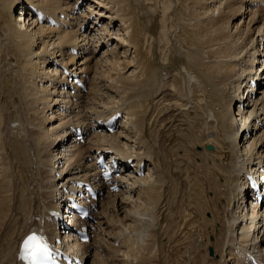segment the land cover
<instances>
[{
    "label": "bare ground",
    "instance_id": "6f19581e",
    "mask_svg": "<svg viewBox=\"0 0 264 264\" xmlns=\"http://www.w3.org/2000/svg\"><path fill=\"white\" fill-rule=\"evenodd\" d=\"M87 1L0 0V264H18L20 243L29 228H43L49 235L57 234V224L49 218V211L59 206L58 200H64L63 192L55 193L59 185L51 184L58 175L47 171L52 163L50 157L60 161L61 157L47 152L61 142V135L57 140L56 133L65 128L64 124L61 122L56 127L52 122L54 114L67 101L63 105L51 104L50 101H59L56 91L54 98L47 100L46 88L56 89L51 82L55 79V64L52 60L45 65L41 58L50 59L48 56L56 51L65 52L67 48L79 51L65 44L74 39L75 30L71 32L60 24L52 28L63 33L52 37L43 26L33 28L30 10L25 8L40 7L56 16L63 14L61 10L71 9L73 14H65L71 19L64 21L70 26L75 20L80 24V16H76ZM92 3L96 7L89 6L90 10L85 12H89L81 20L85 34L76 39V44L89 43L98 52L95 42L102 40L103 49L114 61H109L106 68L100 61L94 63L89 48L84 57L86 62L72 59L73 69H81L87 75L95 73L90 86L96 89L71 97L69 101L74 108L59 116H64L61 120L67 118L66 126L81 125L90 130L96 126L93 122L124 111L126 121L120 127L122 132L90 136V143L85 145L90 153L88 158L98 150L113 151L112 155L121 161L134 159V168H139L128 169L131 178L118 181L123 193L113 195L110 203L102 200L103 214L98 213V202L97 212L86 226L94 227L95 235L114 226L117 230L121 228L117 234L119 238L123 236L121 242L126 252L122 264H133L134 259L137 264H223L227 257L235 264H243L245 249L259 248L262 255L264 247L260 244L264 243V231L261 239L256 240L255 236L264 230V222L256 224L253 220L256 212L249 208L250 214H241L240 200L245 204L252 184L264 185L260 171L254 172L251 182L244 176L249 165L258 160L264 163V129H261L264 98L257 99L261 94L257 90L254 99L248 88L255 79L258 86H263L264 71L256 77V64L264 59V50L257 49L264 44V16L252 14L250 6L256 3L264 7V0H95ZM247 4L244 13L252 14L249 22H246L248 17L242 18L240 14L241 7ZM18 8H23L25 15L20 21L15 19ZM239 18L244 19V24H237ZM97 21L104 27L95 32ZM117 22H120L117 31H122L120 40L111 34ZM74 27L76 31L79 28L77 24ZM256 33L260 38L257 41ZM111 46L114 48L110 50ZM131 54L133 58L129 59ZM248 57L255 63L246 66ZM62 62L71 69L67 60ZM132 69V75H127ZM97 97L102 99L101 107L96 106ZM238 104L245 107L243 112H235ZM84 105L88 109L82 114ZM48 113L53 116L49 118ZM29 114L42 115V124L48 125L47 130L37 129L30 139L26 138L32 125ZM252 116L255 118L249 126L250 139L242 140L239 145L240 128L243 130ZM89 123L91 128L86 126ZM6 130L10 134L6 135ZM208 145L213 150H207ZM59 146L60 151L64 148L69 152L64 159L68 178L79 169L85 178L95 175L90 174L94 165L89 162L86 172L81 169L85 146L73 143ZM142 162L148 172L138 176ZM6 164L9 166L5 167ZM100 190L105 194L108 188L102 185ZM140 217L150 223L144 244L131 236ZM247 219L249 232L241 235L237 232L238 225ZM250 236H253L252 246H244ZM77 245L82 247V257L88 253L89 246ZM209 248L214 249V256L209 255ZM71 250L75 248L71 246Z\"/></svg>",
    "mask_w": 264,
    "mask_h": 264
},
{
    "label": "rangeland",
    "instance_id": "374dc122",
    "mask_svg": "<svg viewBox=\"0 0 264 264\" xmlns=\"http://www.w3.org/2000/svg\"><path fill=\"white\" fill-rule=\"evenodd\" d=\"M90 1H92V0H89L88 2H90ZM95 1V0H94ZM254 4H256V3H254ZM93 6L95 5V4H92ZM96 6V5H95ZM94 6V7H95ZM89 6L88 5H86V3L84 4V6L82 7L83 8V11H84V15L83 16H80V24L78 23V21H76L75 20V23L79 26V28H78V30L76 31V29H75V32H73V37H74V39H69V40H67L66 42H65V44L66 45H71V46H74V47H76V48H79V54L77 55V56H74V55H72L71 54V49L70 48H67L66 49V51L65 52H61V51H56V53L54 54V55H52V56H48V57H50V59H43V58H41L42 60H43V63L45 64V65H47V64H49V61H52V60H55V59H53V58H56V59H58V60H61L60 62H62L63 60H67L68 61V64L67 65H69L70 67H71V70L72 71H77V70H80L81 71V69H73L72 68V65L70 64V63H72L71 62V60L72 59H75V60H77V61H84V62H86V58H84L87 54H86V50H87V48H89L90 50H92V52H91V55H90V58L91 59H93V58H95V60H94V63H97L98 61H100V62H102V65L106 68L107 66H105V65H109V61H111V60H113L114 61V59L112 58V57H108L107 56V54L108 53H106V51L103 49V46H102V40H98L97 42H95L96 44H95V47H99L98 48V52L97 51H94V50H96V48L95 49H92L91 48V46L89 45V43H83L82 44V46H79L78 44H76V39H78V38H80V37H82V35H84L85 34V31H83V26H82V19H83V17L85 16V15H87V13H89V12H87V13H85V11L87 10H90L89 8H88ZM245 7H249V5L247 4V5H243L242 7H241V15H242V18L243 17H248V19L246 20V22H249V19H250V15H252V14H254V13H257L258 15H262L261 13V9H252L253 8V6H250V8L253 10L251 13L252 14H248V13H244V11H245ZM30 6L28 7V8H25V10H30ZM81 8V9H82ZM20 9V11H19V13L16 15V17H15V19L16 20H18V21H20L21 19H24V14L22 13V9L23 8H18V10ZM85 9V10H84ZM244 9V10H243ZM46 10V12L47 13H50V12H52V11H48L47 9H45ZM71 10V9H70ZM70 10H68V9H66V10H64V11H60V13H63V14H66V15H68V14H73L74 12H72V11H70ZM26 11V12H27ZM243 11V12H242ZM69 12V13H68ZM90 12H92V11H90ZM261 12V13H260ZM264 12V11H263ZM107 16V15H106ZM262 16H264V15H262ZM76 17H78V16H76ZM242 18H239V20L237 21V24H244L243 23V21H244V19H242ZM22 23V22H21ZM263 23H264V19H263ZM30 24H33L32 26H33V28H35V27H40V26H42V25H37L36 23H35V20H32L31 19V15H30ZM99 24H101V26H103V24L102 23H100V21H97V24H95V27H97ZM239 24V25H240ZM119 25H120V22H117V25H116V27H114L113 29H112V33L111 34H113L112 36L115 38V39H117V40H120L121 38H122V31H117L118 29H119ZM260 25H262V22L260 23ZM45 29H47V30H49L50 32H51V34H48V35H51L52 37H57L58 35L57 34H59V33H63L62 31H60V30H56V29H58V28H49V27H47V26H43ZM246 28V27H245ZM99 29V28H98ZM263 29H264V27H263ZM101 30V29H100ZM242 30H245V29H242ZM22 32V31H21ZM72 32V31H71ZM78 32H80V34L78 35L77 33ZM101 33H103V32H101ZM115 33H119L118 35H120V36H118L117 35V37L115 36ZM262 33V32H261ZM89 36V35H88ZM257 33L255 34V39H257L258 40V38L259 37H257ZM260 39V38H259ZM94 42H92V44H93ZM112 48H114V46H111ZM111 47H110V50H111ZM263 47H264V44H263ZM262 48V47H261ZM257 49L258 50H260V52H262V50L260 49V47H257ZM264 50V49H263ZM132 51V50H131ZM97 52V53H96ZM134 51H132V53H133ZM263 53H264V51L262 52V55H263ZM95 54V55H94ZM95 56V57H94ZM103 56V57H102ZM89 58V57H88ZM131 58H133V55L131 54V56H130V58L129 59H131ZM104 59V60H103ZM93 61V60H92ZM89 62V61H88ZM250 62H252V63H255V60L253 59V58H251V57H248V61L245 63L246 64V66H248L249 65V63ZM63 63V62H62ZM94 63H91V65L92 64H94ZM66 65V64H65ZM256 67L258 68L259 67V65L258 64H256ZM241 69H244V67L243 66H241ZM103 70H104V68H103ZM105 70H107V69H105ZM92 71V70H91ZM253 71H254V67H253ZM134 71H133V69L132 70H130L128 73H127V75H132V73H133ZM258 72V71H257ZM256 72V73H257ZM81 73H83V72H81ZM87 73V72H86ZM93 73V74H92ZM90 75H91V80H90V83H89V91H88V93H90L91 92V90L94 88V89H96L95 88V86H90V84L91 83H93L92 81H93V77L95 76V73L94 72H89V77H90ZM252 76H253V74H252ZM45 79V81H46V84H49V79H47L46 77L44 78ZM262 80V79H261ZM45 84V85H46ZM244 86H246V85H244ZM262 86V84L261 85H259L258 87H261ZM43 88L45 89V87L43 86ZM43 88H42V90H43ZM250 90H251V96H254V95H256L257 94V92H254L255 91V89H253V88H251V86L250 87H248ZM46 90L47 91H49V92H45V96H46V98H47V100L49 99L48 97H52V98H54V94H55V91H56V89L55 88H46ZM255 94H254V93ZM87 93V94H88ZM99 97H102L101 95H98ZM260 96V95H259ZM99 97H97V101H96V106L98 107H101L102 106V102H100V101H102V99H100ZM103 98H105V96H103ZM259 98H264V96L262 97H257V99H259ZM54 100H56V96H55V99ZM59 102V101H58ZM58 102H52V101H50V103L51 104H55V103H57L58 104ZM101 105V106H100ZM84 106H86V105H84ZM83 106V113L82 114H84V113H86V110L88 109V107L86 106V107H84ZM42 107H44L43 105H42ZM60 107V106H59ZM70 107V108H69ZM74 108V106L73 105H71V103H70V101L69 102H67L66 103V105L62 108L61 107V111L62 112H64V113H70V111L72 110ZM84 109H86V110H84ZM123 113H124V111H122ZM49 114H51V113H48L47 114V116H49V118H51L53 115H49ZM29 115H31V114H29ZM64 115V114H63ZM55 117V119H53V122H52V124H54L55 126L56 125H59V124H61V120L60 119H62L63 117H57V115H54ZM65 116V115H64ZM72 118V117H71ZM93 118V119H92ZM91 118V120L93 121L94 120V118H95V116H93ZM65 119H67V118H65ZM64 119V120H65ZM31 126H29V128H28V135L26 136V138H28V139H30V138H32L35 134H36V132L38 131L37 129H42V130H47V126L48 125H44V124H42V122L44 121V119L42 118V115H40V116H37V117H35V116H33V115H31ZM237 120H238V122H240V123H242V120H239V117L237 118ZM63 121V120H62ZM125 121H126V116H125V113H124V118H123V123H125ZM63 124L65 125L66 124V120L65 121H63ZM90 125V123L88 124V125H86V126H89ZM77 126H81V125H77ZM90 127V126H89ZM91 128V127H90ZM3 129H5V128H3ZM262 129V128H261ZM122 128H120V131L118 132V133H120V132H122ZM240 131H242V129L240 128ZM61 133H62V130H59V133L57 134L56 133V138H57V140H58V135H61ZM117 133V134H118ZM7 134H10L7 130H6V135ZM92 138H93V136H92ZM90 138L88 139V141H87V143L85 144V145H88L89 143H90ZM63 141V139H62V137H61V142ZM60 142V144H58L56 147H55V149H53L52 151H48L47 152V155H49L50 154V152H51V155H59V157H61V156H63L62 155V153H61V151L59 150L60 149V146L59 145H61V144H63V143H61ZM242 142V140H240V141H238V144L240 145V143ZM250 143V142H249ZM248 144V143H247ZM69 145V144H68ZM85 145H83V146H85ZM84 148H86L85 149V160H83L84 161V164H83V167L81 168L82 170H83V172H86L87 170L85 169V167H87V165H88V155H90V153H88L89 152V150H88V147L87 146H85ZM58 149V150H57ZM92 149H94V147L92 148ZM57 150V151H56ZM201 149L200 148H197V151H200ZM87 151V152H86ZM95 151H97L96 150V148H95V150H93L92 152H94L95 153ZM68 154H69V152H67ZM66 153V154H67ZM1 154V153H0ZM7 156H9L8 154H6ZM61 155V156H60ZM66 157H68V155H65ZM45 158H46V155H45ZM119 158V157H118ZM50 159H51V164H49L48 165V171L47 172H49V173H52V172H55V174H57L58 175V178L57 179H60L59 180V182L57 183L56 181L55 182H53L51 185H59V188H58V190H56L55 191V193L57 194H60L61 195V193L63 192V189H62V186H64V180H62L61 179V177H62V175H63V173L64 172H66V165H67V163H66V160H64V162L61 160L60 161V159H58V158H52V157H50ZM131 159V158H130ZM125 160H128V159H126V158H123V161H125ZM61 163L63 164V168H61ZM134 163H135V161H134ZM144 162H142L141 164H143ZM140 164V165H141ZM254 164V163H253ZM253 164H251V165H253ZM255 164H264V163H261L259 160L257 161V163H255ZM139 165V166H140ZM251 165H249L250 167H251ZM9 165L8 164H6V166L5 167H8ZM249 166L245 169V170H249V171H251V168H249ZM55 167H57V169H55ZM147 167V166H146ZM139 168V167H138ZM138 168H132V170H135V169H138ZM1 169V168H0ZM80 170V169H79ZM79 170L78 171H76V170H74V172L73 173H71L70 174V176H73L72 178H68V175H66V178H67V181H70V180H72L73 178H75L77 175H80L81 173H79ZM85 170V171H84ZM256 170H257V167H256ZM61 171V172H60ZM82 172V173H83ZM67 174V173H66ZM147 175V174H146ZM145 175V176H146ZM23 181H24V183H25V180L23 179ZM23 183V184H24ZM50 186V185H49ZM106 192H109L108 190H105V193ZM104 194V193H103ZM116 194V193H115ZM114 194V195H115ZM118 194V193H117ZM110 195V194H109ZM107 194H105V196H104V198L103 199H101L100 201H99V212L98 213H100V212H102V214H103V209H101V206L103 205V201H107L108 203H110L111 202V200H112V196L113 195H110V196H108ZM106 197V198H105ZM56 198V197H55ZM120 198H122V197H120ZM103 200V201H102ZM241 202H242V208H241V214H243L244 213V215H248V214H250V211H249V209H247L246 208V206H245V204H244V201H243V199H241L240 200ZM65 201L64 200H58V204H59V206L60 205H62L63 203H64ZM110 214V213H109ZM97 215V214H96ZM123 216V215H122ZM108 218H109V216H108ZM147 218V217H146ZM139 220V221H138ZM148 219H143L142 217H140V218H138L136 221H135V223H134V227H135V232L134 233H132L131 234V236H133V238L137 241V242H140V244H144V241H145V237H144V234L146 233V231H147V229L150 227V223H149V221H147ZM97 223L98 222H95L94 224L97 226ZM142 224V225H141ZM113 228V229H112ZM114 228H115V230H114ZM32 228H30V230H31ZM139 230V231H138ZM108 231V230H107ZM112 231V232H111ZM115 231V232H114ZM118 231H121V228L119 229V230H117L116 229V226H114V227H111V229H109V231H108V233H103V235H102V233H100L99 232V234H97V235H95V236H100V238L99 239H97L96 237H95V239L93 240V242L91 243V245L93 244V245H96V247L99 245V246H102L103 248L102 249H99V250H97L94 246H92L91 247V245L89 246V248H88V253H90L91 254V256H89L88 255V253H86L84 256H83V258H85L86 257V264H122L120 261H122L123 259H125V253L126 252H124L125 251V248H123V245H122V242L121 241H123L121 238L123 237H120L119 238V236H118V234H117V232ZM136 231H137V233H136ZM142 231V232H141ZM235 231H237V230H235ZM260 231V230H259ZM263 229H262V231L260 232V234H261V236H255V239L256 240H258V239H261L262 237H263ZM237 232H239V231H237ZM138 233H141V234H138ZM143 233V234H142ZM105 234V235H104ZM124 234V233H123ZM134 234V235H133ZM117 235V236H116ZM110 236V237H109ZM135 236V237H134ZM139 236H141V238L139 239ZM103 237V238H102ZM107 237L110 239H107ZM113 238V239H112ZM115 238V239H114ZM250 238H251V236H250ZM250 238L248 239V241H246L245 242V244H244V246H248V247H250V246H252V243H251V241H250ZM118 239V240H117ZM144 239V240H143ZM109 240V241H108ZM142 240V241H141ZM118 241V242H117ZM261 241V240H260ZM2 242H3V240H2ZM117 242V243H116ZM107 245H110V247H109V249H108V247H107ZM122 245V246H121ZM86 246H88V245H86ZM121 246V247H120ZM263 247H264V243H263ZM89 250H90V252H89ZM111 251V254H109L108 253V251ZM102 251H103V255H101L102 257H99V253H102ZM209 253V252H208ZM124 254V255H123ZM89 257H90V259H89ZM229 259H231L230 257H227L226 259H225V263H223V264H235L233 261H232V259H231V261H229ZM136 260L134 259L133 260V264H137V261L135 262ZM93 262V263H92Z\"/></svg>",
    "mask_w": 264,
    "mask_h": 264
},
{
    "label": "snow or ice",
    "instance_id": "6c2138e0",
    "mask_svg": "<svg viewBox=\"0 0 264 264\" xmlns=\"http://www.w3.org/2000/svg\"><path fill=\"white\" fill-rule=\"evenodd\" d=\"M25 249L28 252L29 258L34 264H40L42 255L47 252L46 245L42 238H38L35 235L28 238L25 242Z\"/></svg>",
    "mask_w": 264,
    "mask_h": 264
},
{
    "label": "water",
    "instance_id": "95a60500",
    "mask_svg": "<svg viewBox=\"0 0 264 264\" xmlns=\"http://www.w3.org/2000/svg\"><path fill=\"white\" fill-rule=\"evenodd\" d=\"M210 149H212V147H210Z\"/></svg>",
    "mask_w": 264,
    "mask_h": 264
}]
</instances>
